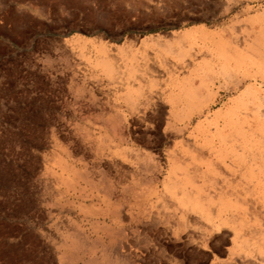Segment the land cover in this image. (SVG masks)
<instances>
[{
    "label": "rangeland",
    "instance_id": "rangeland-1",
    "mask_svg": "<svg viewBox=\"0 0 264 264\" xmlns=\"http://www.w3.org/2000/svg\"><path fill=\"white\" fill-rule=\"evenodd\" d=\"M242 107L238 166L264 147V0H0V264H248L208 220Z\"/></svg>",
    "mask_w": 264,
    "mask_h": 264
},
{
    "label": "bare ground",
    "instance_id": "bare-ground-1",
    "mask_svg": "<svg viewBox=\"0 0 264 264\" xmlns=\"http://www.w3.org/2000/svg\"><path fill=\"white\" fill-rule=\"evenodd\" d=\"M238 42H239V40H238ZM235 44H237V42H235ZM238 45H237V47H238ZM208 51H210V50L208 49ZM191 59L192 58H190V60ZM222 59H223V57H222ZM214 60H215V58H214ZM222 61L226 62L228 60L223 59ZM218 62H220V61H218ZM221 65H222V63H221ZM230 75L228 74V76H230ZM244 76H243V78H244ZM244 79L237 80L231 88H228L226 90L228 92L231 90L238 92L240 90L241 86H243L245 84ZM175 94H177V92ZM175 102H177V97H176ZM181 107L185 108V106H181ZM172 109H173L172 111L175 112L178 109L177 104L172 106ZM235 109L237 110V108H235ZM207 111H208V109H207ZM173 114L175 115V113H173ZM176 114H178V113H176ZM197 114H199V113H197ZM204 114H205V112L203 113V115ZM250 116H253V123H255L256 120H260L259 118H260L261 114H259V112L258 113L253 112V114L252 115L250 114ZM245 117H247V115H246V112L243 108L242 111H240V110H239V112L234 111V112L230 113L229 115L224 116L222 118V120L220 121V123L219 122L214 123V125L216 126L214 131L222 133L223 136L218 138L216 144H214L210 147V149L208 150V154H206V157L207 158H211V156L215 157V162L213 163L214 166L211 168L214 174L221 175L222 171L227 170L231 173L232 179H234V181L227 182V184L223 183V184H221V186H218V187H215L212 185L210 186V187H212L211 192H212V194H214V196H215V194H218L219 197L228 198V200H227L228 206L223 205V204L213 206L214 207L213 210L214 209L215 210H214V212L212 211L213 212L212 216L208 217V220L210 222L209 229L215 228L217 230L219 229L220 226L228 225V222H231L232 220L236 221L239 224V228H240L239 238L241 240L239 239V242L240 243L244 242L243 237H245V238L247 237L251 242V243L249 242L250 243L249 249H251V252L253 253V254L245 253V252L241 253L239 258L241 259V261H244L248 264H253L256 261V259L264 260V147L260 146V147H257L255 150L252 149L249 152V155L242 158L241 166H238L235 164L236 159H238V154L236 153L237 150L243 151L242 153H244V151H246L247 146H246L245 142H246V140L248 141L251 138V134H252L251 132L253 131V129H251L250 127H249V129L247 127L245 129V131H240V129L237 130L235 128L237 121H239V119H241V118L244 119ZM202 121H204V120H202ZM225 126H230V130L225 131L226 135L223 131V128ZM256 126L257 125H255V127ZM262 132L263 131L261 130L260 133L262 134ZM200 133L205 135L204 137L207 138L210 131L207 129L205 132L201 131ZM229 134H231V135H229ZM191 140H192L191 145H193L196 142V136H194L193 139H191ZM189 143H190V141H189ZM254 143H255V141H254ZM228 147H229L230 151L227 149ZM201 150H202V147H201ZM226 150H228V152H226ZM189 153H190V151H189ZM202 155H204V154H201L200 156L202 157ZM200 156H199V158H200ZM202 158H205V157L203 156ZM176 160L177 159L174 160V163ZM184 160H186V159H184ZM221 178H222V176H221ZM206 192H209V191H206ZM197 197L199 198L198 206L202 207L200 205H203V202L201 200V199H203V197L200 195H198ZM229 200H232L236 203H239L238 205H234V206H239V209H237L236 207H235L236 209H233L234 207L230 208L231 205H230ZM257 218H258V220H257ZM237 262H239V261L237 260ZM239 263H237V264H239Z\"/></svg>",
    "mask_w": 264,
    "mask_h": 264
}]
</instances>
